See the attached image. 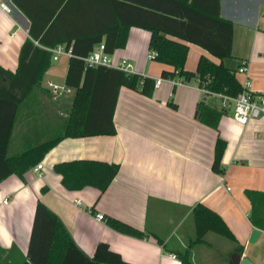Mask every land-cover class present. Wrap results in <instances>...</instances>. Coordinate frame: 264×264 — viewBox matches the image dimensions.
Instances as JSON below:
<instances>
[{"label": "crops", "instance_id": "1", "mask_svg": "<svg viewBox=\"0 0 264 264\" xmlns=\"http://www.w3.org/2000/svg\"><path fill=\"white\" fill-rule=\"evenodd\" d=\"M1 4L11 12L4 11ZM220 5L221 17L234 24L232 59L224 64L234 63L237 70L246 61L250 91L264 95V0H220ZM29 28V19L13 0H0V66L13 74L19 67L21 47L30 38ZM150 38V32L131 28L126 47L113 55L128 59L137 74L162 78V72L172 68L149 59ZM187 45V71L196 72L202 57L221 63L201 47ZM68 62L64 58L46 72L16 123L11 154L21 144L18 136L28 134L30 138L42 122L48 127V112L54 111L58 122L63 100L52 94L49 97L41 89L50 92L47 82L53 81L52 77L62 79L65 85ZM238 79L242 83L244 76L238 75ZM65 94L73 99L75 91L67 87ZM221 102L213 95L204 97L197 80L177 87L174 93L168 83H163L150 98L121 87L113 117L115 135L63 139L38 164L44 168L41 175L34 172L36 165L22 178L11 175L0 182V264H23L27 260L38 202L62 221L89 258L94 257L100 243L108 244L128 264H173L168 259L171 253L179 254L189 247L191 255L198 247L212 249L213 244L207 240L211 232L204 242L193 244L196 226L192 212L198 204L219 214L234 234L237 242L227 252L234 259L232 264L238 247L244 248L242 258H248L250 236L256 228L248 218L251 206L245 192L264 191V116L246 126L239 125L230 104L218 130L196 119L200 107L220 110ZM35 115L36 120L28 126ZM219 137L227 142L222 160L224 175L212 171ZM79 160L119 164L120 170L101 196L93 188L68 191L53 167ZM244 198L247 213L240 208ZM97 214L105 219L97 220ZM109 218L144 232V236L112 229ZM259 232L258 240L264 235V231Z\"/></svg>", "mask_w": 264, "mask_h": 264}, {"label": "trees", "instance_id": "2", "mask_svg": "<svg viewBox=\"0 0 264 264\" xmlns=\"http://www.w3.org/2000/svg\"><path fill=\"white\" fill-rule=\"evenodd\" d=\"M13 3L30 21V38L21 47L15 74L0 66V182L11 175L22 178L63 139L115 135L113 117L121 87L149 98L154 95L153 78L106 67L89 68L83 60L101 42L109 54L124 49L131 28L151 33L149 50L156 54L154 60L172 68L163 71L162 78L197 80L198 87L230 98L244 92L237 70L224 64L232 59L234 24L221 17L220 0H13ZM187 43L201 47L221 63L202 57L196 72L187 71ZM59 45L71 48L73 53L65 79V85L75 91L71 110L66 118L59 117L55 132H50L44 122L30 138L24 131L18 136L21 144L11 154L16 123L52 66L51 53L46 49ZM41 113L40 110L37 116ZM224 113L225 109L202 106L195 117L218 130ZM35 120L36 115L28 126ZM226 148L227 142L219 137L212 165L214 173L225 174L222 160ZM53 170L62 176L66 190L93 188L101 196L119 173L120 165L79 160L58 163ZM245 195L251 206L248 217L251 224L264 231V191L247 190ZM192 216L196 226L193 244L204 242L209 232L237 242L224 219L207 206L198 204ZM107 223L120 233L144 236V232L119 220L109 218ZM243 253V247L233 252ZM177 255L182 264H192L190 247ZM23 264L128 263L105 243L97 246L93 258L86 256L62 221L38 202L28 256Z\"/></svg>", "mask_w": 264, "mask_h": 264}, {"label": "built area", "instance_id": "3", "mask_svg": "<svg viewBox=\"0 0 264 264\" xmlns=\"http://www.w3.org/2000/svg\"><path fill=\"white\" fill-rule=\"evenodd\" d=\"M1 8L10 13L11 9L5 5L1 4ZM51 53V61L52 64H58L61 62L62 59H70L73 56L72 49L66 48L64 45H59L53 49H46ZM156 54L150 53L149 59L154 60ZM86 67L89 68H97V67H106L110 69L119 70L125 72L127 74H137L133 68L132 64L126 58H118L116 59L113 54H109L106 52V47L104 42L98 44L94 50L84 59ZM237 75L244 76V81L241 83L244 92H242L236 98H230L223 94H215L210 92L204 87H198L199 90L202 92L204 97L208 96H216L221 99L222 109H228L230 104L233 108V118L235 122L239 125L246 126L250 122L257 120L264 116V95L262 94H254L250 91V82L248 79V66L247 62L243 61L239 68L237 69ZM155 89H158L162 86L163 83H168L172 88L188 86L189 82H186L182 78L177 79H165V78H157L155 79ZM48 89L50 90L51 94L55 97L60 96L63 92L67 91L66 85H59L54 83L53 81L47 82ZM43 165L36 166L33 170L35 173L41 175V170H43ZM229 190V188H228ZM7 203V200L4 201ZM96 219L101 221L104 220V215L97 214ZM168 259L173 264H182V261L179 259L178 255L175 253H171L168 255Z\"/></svg>", "mask_w": 264, "mask_h": 264}, {"label": "rangeland", "instance_id": "4", "mask_svg": "<svg viewBox=\"0 0 264 264\" xmlns=\"http://www.w3.org/2000/svg\"><path fill=\"white\" fill-rule=\"evenodd\" d=\"M227 66L232 69L235 68L234 63H227ZM52 79L55 83L61 86L64 84L62 79L60 78L52 77ZM41 90L47 96L53 97L46 88H42ZM65 93H62L60 96H57L58 98H61L64 102L63 109L61 110V112L59 111L60 118H66L72 106L71 102L73 99L69 94H65ZM53 113L54 111L48 112V116H49L48 119L50 120L48 122L47 128L50 132H55L58 126V122L56 123V119L52 115ZM245 202L246 201L244 198L243 202L240 203V208L242 209L243 212L247 213L249 211V207ZM207 240H209L213 244L212 249L208 247H198L195 250H193L191 257L192 264H223V263L232 264V261L234 259L233 257H229L227 255V252L231 247L233 248V242L215 233H211L210 235H208ZM247 255L248 258L254 264H264V235L255 243L249 245Z\"/></svg>", "mask_w": 264, "mask_h": 264}, {"label": "water", "instance_id": "5", "mask_svg": "<svg viewBox=\"0 0 264 264\" xmlns=\"http://www.w3.org/2000/svg\"><path fill=\"white\" fill-rule=\"evenodd\" d=\"M259 237H260L259 230L254 229L252 231V233H251L249 242L251 244H253V243H255L258 240ZM234 262H235L234 264H254L250 259H248V258H242V256L239 255V254L236 255V259H235Z\"/></svg>", "mask_w": 264, "mask_h": 264}, {"label": "flooded vegetation", "instance_id": "6", "mask_svg": "<svg viewBox=\"0 0 264 264\" xmlns=\"http://www.w3.org/2000/svg\"><path fill=\"white\" fill-rule=\"evenodd\" d=\"M233 255H237V254H233Z\"/></svg>", "mask_w": 264, "mask_h": 264}]
</instances>
